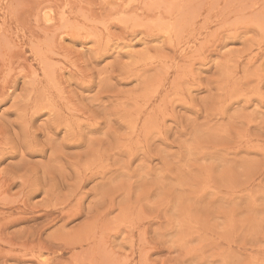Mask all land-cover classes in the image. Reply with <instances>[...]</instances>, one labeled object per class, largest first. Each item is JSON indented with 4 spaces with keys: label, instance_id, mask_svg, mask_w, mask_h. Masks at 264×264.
<instances>
[{
    "label": "rangeland",
    "instance_id": "obj_1",
    "mask_svg": "<svg viewBox=\"0 0 264 264\" xmlns=\"http://www.w3.org/2000/svg\"><path fill=\"white\" fill-rule=\"evenodd\" d=\"M0 264H264V0H0Z\"/></svg>",
    "mask_w": 264,
    "mask_h": 264
},
{
    "label": "bare ground",
    "instance_id": "obj_2",
    "mask_svg": "<svg viewBox=\"0 0 264 264\" xmlns=\"http://www.w3.org/2000/svg\"><path fill=\"white\" fill-rule=\"evenodd\" d=\"M71 23V22H70Z\"/></svg>",
    "mask_w": 264,
    "mask_h": 264
}]
</instances>
